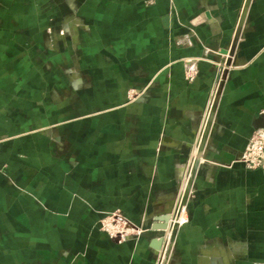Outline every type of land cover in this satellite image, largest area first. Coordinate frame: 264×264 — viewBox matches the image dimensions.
I'll return each instance as SVG.
<instances>
[{
	"label": "crops",
	"instance_id": "obj_1",
	"mask_svg": "<svg viewBox=\"0 0 264 264\" xmlns=\"http://www.w3.org/2000/svg\"><path fill=\"white\" fill-rule=\"evenodd\" d=\"M263 109L264 0H0V264H156L187 189L170 264H264Z\"/></svg>",
	"mask_w": 264,
	"mask_h": 264
},
{
	"label": "rangeland",
	"instance_id": "obj_2",
	"mask_svg": "<svg viewBox=\"0 0 264 264\" xmlns=\"http://www.w3.org/2000/svg\"><path fill=\"white\" fill-rule=\"evenodd\" d=\"M222 81L220 80V83H221ZM220 83L217 85V87H216V90H215V95L213 96V100H212V105H211V108H210V116H211V119H210V121L209 120H206L207 122L209 121V132H210V130L212 129V115L214 116V114H215V110H216V98H217V96L220 94V92H221V90H220V88H222V87H220L221 85H220ZM139 92L138 91H136V90H134V89H131L130 91H129V93H128V99L131 101V100H134V99H136V98H138V96H137V94H138ZM213 110V111H212ZM212 114V115H211ZM209 116V117H210ZM207 122H206V124H207ZM206 126H204V128H205ZM209 132L207 133V134H209ZM211 133V132H210ZM188 195H189V191H188V189H187V192H186V195L184 196V199H183V197L180 199L181 201L183 200L184 202H183V207H182V209H184V205H185V202H186V200H187V197H188ZM180 202V201H179ZM179 202H176V203H179ZM175 203V204H176ZM180 204V203H179ZM177 205V204H176ZM177 207V206H176ZM175 207V213L174 214H172V215H176V212H177V209L179 208L180 209V207L178 206V208H176ZM180 214H182L181 213V210H180ZM108 216H114V218H115V220L112 222V224L115 226V227H119V230H120V227H122L124 224H123V222L121 221V219H123V217L124 218H126L127 220H128V222H129V226H130V229H129V231H128V233L127 234H129V238H138L145 230H147V229H145V227L143 226V224H139V223H135V222H133L127 215H125L124 213H123V211L122 210H120V209H114V210H111V211H108V212H104L103 213V215L99 218V220H98V228L100 229V230H102V226H101V222L103 221V220H105V219H107L108 218ZM113 220V219H112ZM175 220H177L176 221V224L174 225V227L171 229V232L168 234L169 236L166 238H164V242H165V245H164V247L162 248V250H161V252H160V254L157 256V259H156V264H170V262H171V253H172V249H173V243H174V239H172V236H171V234H172V232H174V229L176 228V226L178 225V224H180V222H179V220L177 219V217L175 218ZM184 220H186V219H184ZM177 222H179V223H177ZM182 222V221H181ZM164 235H166L167 234V232L166 231H164V233H163ZM128 238V239H129ZM111 239H113L114 241H116V242H118V240H116L115 238H111ZM128 239H126V240H128ZM126 240H123V241H121V242H124V241H126ZM121 242H119V243H121ZM163 242V243H164ZM206 251H210V250H214L215 251V253H219V256L218 257H221V256H223V255H225V253H221V252H219V251H216L214 248H210V249H205ZM204 251V250H203ZM203 254V253H202ZM223 254V255H222ZM202 256V255H201ZM201 256H200V259H201Z\"/></svg>",
	"mask_w": 264,
	"mask_h": 264
},
{
	"label": "built area",
	"instance_id": "obj_3",
	"mask_svg": "<svg viewBox=\"0 0 264 264\" xmlns=\"http://www.w3.org/2000/svg\"><path fill=\"white\" fill-rule=\"evenodd\" d=\"M216 90V89H215ZM140 92L137 94L139 96ZM212 102L208 108L210 111ZM261 116L264 117V109L260 112ZM238 161L243 163L249 169H262L264 170V126L256 128L251 134L247 145L242 151ZM113 219V220H112ZM115 220L114 216H108L107 219L101 222L102 231L106 232L110 238H115L118 242L129 238L128 231L130 229L129 222L123 217L121 221L123 226L115 227L112 222Z\"/></svg>",
	"mask_w": 264,
	"mask_h": 264
},
{
	"label": "bare ground",
	"instance_id": "obj_4",
	"mask_svg": "<svg viewBox=\"0 0 264 264\" xmlns=\"http://www.w3.org/2000/svg\"><path fill=\"white\" fill-rule=\"evenodd\" d=\"M207 114H206V120H208V118H209V116H210V112L209 111H207L206 112ZM204 121V123H203V127H202V131H201V139H202V136H204V126L206 125V122L207 121ZM204 139V138H203ZM202 139V140H203ZM202 140L200 141L201 143H202ZM200 143V145H202ZM180 204H178V206L180 207V209L178 208V206H177V212H176V215H175V218L177 217V219L178 220H180V221H183L184 220V217H183V212H182V201H180L179 202ZM180 210H181V213L182 214H180ZM182 215V216H181ZM180 216L182 217L181 219H180ZM175 218L172 220V222H168V224H167V227L165 228L166 229V232H167V235L171 232V229L174 227V225L176 224V221L177 220H175ZM178 223V222H177ZM223 255V254H222ZM219 256V253H215V251L214 250H210V251H206V250H204L203 251V255H202V257H201V264H210V260H211V258L212 257H218ZM222 257H225L224 255L222 256Z\"/></svg>",
	"mask_w": 264,
	"mask_h": 264
},
{
	"label": "water",
	"instance_id": "obj_5",
	"mask_svg": "<svg viewBox=\"0 0 264 264\" xmlns=\"http://www.w3.org/2000/svg\"><path fill=\"white\" fill-rule=\"evenodd\" d=\"M222 84H223V82L220 83V85H221L220 87H222ZM210 119H211V116L208 118V120L210 121ZM209 121L207 122V124L205 125L206 127L204 128V137L207 136L208 135L207 133L209 132ZM258 126H260V127L264 126V117L263 116H262L261 122L258 124ZM171 208H172V203H169L168 207L164 210V217L162 218L164 224L160 228L162 231L165 230V228L167 227V222L171 218V213H172ZM163 239L164 238H161L162 243H163Z\"/></svg>",
	"mask_w": 264,
	"mask_h": 264
}]
</instances>
